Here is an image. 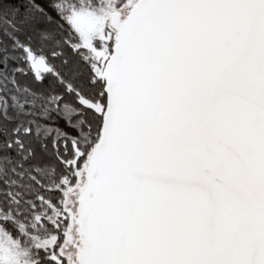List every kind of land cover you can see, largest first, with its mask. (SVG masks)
Instances as JSON below:
<instances>
[{
    "label": "snow or ice",
    "instance_id": "6c2138e0",
    "mask_svg": "<svg viewBox=\"0 0 264 264\" xmlns=\"http://www.w3.org/2000/svg\"><path fill=\"white\" fill-rule=\"evenodd\" d=\"M0 264H264V0H0Z\"/></svg>",
    "mask_w": 264,
    "mask_h": 264
}]
</instances>
